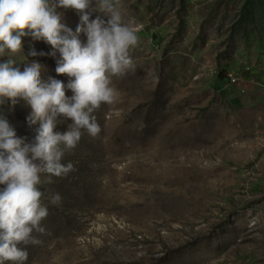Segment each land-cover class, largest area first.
<instances>
[{
    "label": "rangeland",
    "instance_id": "374dc122",
    "mask_svg": "<svg viewBox=\"0 0 264 264\" xmlns=\"http://www.w3.org/2000/svg\"><path fill=\"white\" fill-rule=\"evenodd\" d=\"M49 3L75 32L79 11ZM112 4L137 29L133 66L110 76L113 102L91 113L99 132L59 145L72 169L40 173L48 215L17 245L27 259L5 264H264V25L235 30L244 0ZM87 11L108 18L99 0ZM53 51L29 34L0 62L38 63L42 82L67 85ZM31 113L24 98H0V117L26 143L40 126ZM54 123L74 126L63 114Z\"/></svg>",
    "mask_w": 264,
    "mask_h": 264
},
{
    "label": "clouds",
    "instance_id": "9594fccd",
    "mask_svg": "<svg viewBox=\"0 0 264 264\" xmlns=\"http://www.w3.org/2000/svg\"><path fill=\"white\" fill-rule=\"evenodd\" d=\"M90 3L91 0H58L60 7L80 13L81 23L73 32L61 22L49 0H0V55L6 49L18 52L22 38L30 34L51 45L55 50L51 55L59 52L56 72L71 78L67 85L57 79L44 83L38 63L21 71L12 60L0 62V98L13 102L17 97L24 98L32 108L30 123L40 122L35 142L26 143L8 120L0 117V264L27 259V252L17 245L27 240L48 215L37 187L40 173L60 176L72 169L71 164L65 167L61 163L63 152L59 145L74 147L82 128L92 135L99 132L91 113L101 103L113 102L110 76L124 74L133 66L129 52L139 42L137 29L122 22L112 0H99L107 19L93 18L87 11ZM81 34L86 35V43L80 39ZM66 89L71 91V97L66 95ZM58 114L74 121L71 130L54 132V117ZM55 199L59 200V196Z\"/></svg>",
    "mask_w": 264,
    "mask_h": 264
},
{
    "label": "trees",
    "instance_id": "16d2710c",
    "mask_svg": "<svg viewBox=\"0 0 264 264\" xmlns=\"http://www.w3.org/2000/svg\"><path fill=\"white\" fill-rule=\"evenodd\" d=\"M264 25V0H244L243 9L236 21L234 28L240 30L243 35L249 34V30L252 34H258V31L262 29ZM220 73L221 79H226Z\"/></svg>",
    "mask_w": 264,
    "mask_h": 264
},
{
    "label": "built area",
    "instance_id": "2783aa9c",
    "mask_svg": "<svg viewBox=\"0 0 264 264\" xmlns=\"http://www.w3.org/2000/svg\"><path fill=\"white\" fill-rule=\"evenodd\" d=\"M230 78H231L232 81H234V76L231 75Z\"/></svg>",
    "mask_w": 264,
    "mask_h": 264
}]
</instances>
